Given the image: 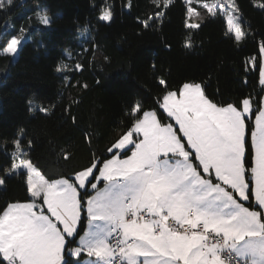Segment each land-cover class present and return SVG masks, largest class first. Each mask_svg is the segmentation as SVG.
Listing matches in <instances>:
<instances>
[{
  "label": "snow or ice",
  "instance_id": "1",
  "mask_svg": "<svg viewBox=\"0 0 264 264\" xmlns=\"http://www.w3.org/2000/svg\"><path fill=\"white\" fill-rule=\"evenodd\" d=\"M152 3L157 8L162 3L163 10L142 21L144 28L156 18L163 23L172 0ZM13 6L14 0H0L4 13ZM256 6L264 10L261 0ZM203 7L211 16H223L225 36L237 45L245 39L235 0ZM34 15L51 25L45 10ZM197 15L187 8L185 48L193 46V30L201 27L188 20ZM112 20L105 0L98 21ZM24 38L23 28L19 36L0 31V56L14 58ZM259 59L264 91V43ZM256 61L252 57L250 63ZM81 69L77 63L75 70ZM158 83L163 86L159 108L175 123H163L157 111L140 103L131 105L130 126L106 148L111 158L94 156L67 178H45L25 158L33 142L25 146L22 135L12 140L10 166L0 171L24 174L27 198L0 207V264H264V97L254 110L252 97L215 102L200 82L186 81L176 89L163 78ZM29 111L49 109L29 101ZM93 180L103 181V187ZM5 182L0 178V186ZM89 186L94 194L84 201L80 190L87 194ZM253 197L255 205L245 206Z\"/></svg>",
  "mask_w": 264,
  "mask_h": 264
},
{
  "label": "trees",
  "instance_id": "2",
  "mask_svg": "<svg viewBox=\"0 0 264 264\" xmlns=\"http://www.w3.org/2000/svg\"><path fill=\"white\" fill-rule=\"evenodd\" d=\"M210 1L172 0L163 23L156 18L148 28L141 22L163 10L162 3L157 8L152 0H107L113 11L110 23L98 21L105 0H14L10 12L0 11V31L19 36L25 30L18 54L0 56V169L10 166L12 140L21 135L25 146L33 142L25 158L48 179L72 176L94 156L110 158L106 148L130 126L126 113L131 105L140 103L166 121L158 103L159 78L170 89L200 82L218 103L252 97L255 110L264 95L258 83L264 10L257 0H235L246 32L237 45L224 34L223 16L202 11ZM188 7L199 14L189 22L201 24L193 30L191 48L184 47ZM38 8L46 11L51 25L38 22ZM252 57H257L255 66ZM77 63L81 70H75ZM61 64L66 70L57 73ZM29 101L48 113L30 112ZM254 116L247 121L249 128ZM0 178L6 181L0 186V207L26 200L24 174L0 171ZM248 205L254 206L252 199ZM82 215L81 233L86 225Z\"/></svg>",
  "mask_w": 264,
  "mask_h": 264
},
{
  "label": "rangeland",
  "instance_id": "3",
  "mask_svg": "<svg viewBox=\"0 0 264 264\" xmlns=\"http://www.w3.org/2000/svg\"><path fill=\"white\" fill-rule=\"evenodd\" d=\"M215 2V0H211L210 1V5L211 4H213ZM203 5H204V3H203ZM202 11H206V12H208V10L207 9H205L203 6H202ZM197 13V12H196ZM197 16H199V14L197 15ZM197 16H193V17H191V18H196L197 19ZM263 97H264V95H263ZM165 116H166V114H165ZM159 118V117H158ZM250 119V116L249 117H247V121ZM254 120H255V116H254V118H253V121H252V124H253V122H254ZM169 122H171V123H175L174 121H170V119H166V121L165 122H163V123H169ZM251 128V127H250ZM250 128H249V144H250ZM250 147H251V145H250ZM131 153H129L128 155H130ZM111 158V157H110ZM121 158H123V157H121ZM38 170V169H37ZM39 171V170H38ZM40 172V171H39ZM97 175H98V172H97ZM93 182H96V183H98V187H103V181H99V182H97V181H95V180H93ZM81 191V197H82V199L84 200V201H86V199H87V196H84L83 195V190H80ZM88 193H91V194H94L93 193V190L90 188V186H89V189H88ZM252 200H253V205H255V200H254V197L252 198ZM248 202L249 201H243V203L245 204V206H249L248 205ZM250 207V206H249ZM85 216H86V223H87V214H86V210H85ZM86 226V225H85ZM81 234H83V232L81 233ZM79 239V237H77V240ZM75 259V258H74Z\"/></svg>",
  "mask_w": 264,
  "mask_h": 264
}]
</instances>
